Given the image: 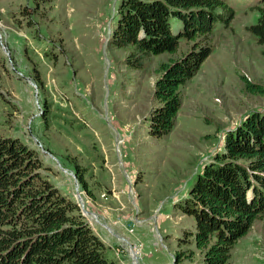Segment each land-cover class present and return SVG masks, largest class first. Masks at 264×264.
Returning a JSON list of instances; mask_svg holds the SVG:
<instances>
[{
    "label": "rangeland",
    "instance_id": "374dc122",
    "mask_svg": "<svg viewBox=\"0 0 264 264\" xmlns=\"http://www.w3.org/2000/svg\"><path fill=\"white\" fill-rule=\"evenodd\" d=\"M120 1L0 0V136L34 149L60 193L82 198L115 264H173L188 225L174 204L225 135L264 111V97L242 79L264 87L263 46L246 29L258 17L251 7L264 0H229L235 17L228 28L214 26V50L184 86L161 139L149 135V116L156 68L169 56L150 58L144 71L125 68L124 53L109 48ZM132 244L141 247L137 262ZM231 260L264 264V217Z\"/></svg>",
    "mask_w": 264,
    "mask_h": 264
},
{
    "label": "trees",
    "instance_id": "16d2710c",
    "mask_svg": "<svg viewBox=\"0 0 264 264\" xmlns=\"http://www.w3.org/2000/svg\"><path fill=\"white\" fill-rule=\"evenodd\" d=\"M251 8L258 17L246 29L264 58V6ZM235 11L229 0L120 1L109 48L124 53L125 68L144 71L150 58L169 56L156 68L153 139L172 131L184 86L214 50V26L228 28ZM242 79L247 92L264 97L262 85ZM75 175L89 192L77 166ZM51 176L34 149L0 136V264H115L77 199L60 193ZM174 207L188 225L179 231L173 264H232L235 245L264 217V111L248 114L225 135L222 150Z\"/></svg>",
    "mask_w": 264,
    "mask_h": 264
},
{
    "label": "built area",
    "instance_id": "2783aa9c",
    "mask_svg": "<svg viewBox=\"0 0 264 264\" xmlns=\"http://www.w3.org/2000/svg\"><path fill=\"white\" fill-rule=\"evenodd\" d=\"M77 203H78L80 209L82 210L83 214H86V213H85V211H86V209H85V205H84V203L82 202V198H81V197L79 198V201H77ZM86 212H87V211H86ZM86 215H88V214H86ZM96 219H97V217H96ZM90 224H91V223H90ZM91 225H92V224H91ZM130 231H131V230H130ZM131 249H132V251H131V253H132V257L134 258V261L137 262L138 259H139V257H140V254H141V247L137 246V244H132Z\"/></svg>",
    "mask_w": 264,
    "mask_h": 264
},
{
    "label": "water",
    "instance_id": "95a60500",
    "mask_svg": "<svg viewBox=\"0 0 264 264\" xmlns=\"http://www.w3.org/2000/svg\"><path fill=\"white\" fill-rule=\"evenodd\" d=\"M78 198H80V196H79V195H78ZM85 213H86V214L95 215V214H94V213H92V212L88 213V212H86V211H85ZM95 217H96V215H95Z\"/></svg>",
    "mask_w": 264,
    "mask_h": 264
},
{
    "label": "crops",
    "instance_id": "0c3cea01",
    "mask_svg": "<svg viewBox=\"0 0 264 264\" xmlns=\"http://www.w3.org/2000/svg\"><path fill=\"white\" fill-rule=\"evenodd\" d=\"M95 231V230H94ZM100 237V236H99Z\"/></svg>",
    "mask_w": 264,
    "mask_h": 264
}]
</instances>
